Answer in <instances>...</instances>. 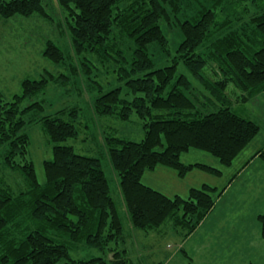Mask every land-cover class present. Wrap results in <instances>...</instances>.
I'll use <instances>...</instances> for the list:
<instances>
[{"label":"trees","instance_id":"1","mask_svg":"<svg viewBox=\"0 0 264 264\" xmlns=\"http://www.w3.org/2000/svg\"><path fill=\"white\" fill-rule=\"evenodd\" d=\"M56 1L78 62L70 64V73L90 75L111 66L123 84L95 98L94 113L120 120L135 114L143 122L140 142L103 138L120 179L129 225L149 234L172 221L176 233L190 236L224 190L217 195L216 188L204 184L191 188L186 199L170 198L145 185L142 177L158 165L174 169L180 177L194 168L221 175L206 164H184L182 154L205 152L229 167L258 136L260 127L232 107L203 114L192 97L203 88L232 105L237 91L242 93L236 101L264 93V0H202L197 12L183 19L180 15L191 0ZM16 15L51 19L43 0H0V20ZM164 27L180 33L174 55ZM154 52L171 64L156 68ZM43 55L59 65L69 57L51 40ZM180 64L199 86L178 73ZM54 81L59 76L51 73L37 80L26 78L12 102L0 91V264H133L100 159L64 144L78 139L84 129L78 109L40 117L52 144V159L43 163L45 181L38 179L29 157L25 116L43 112V106L20 105ZM255 156L264 161V146ZM258 220L264 239V215ZM80 246L99 249L110 259L75 260L70 250Z\"/></svg>","mask_w":264,"mask_h":264},{"label":"rangeland","instance_id":"2","mask_svg":"<svg viewBox=\"0 0 264 264\" xmlns=\"http://www.w3.org/2000/svg\"><path fill=\"white\" fill-rule=\"evenodd\" d=\"M199 1L202 0H191L180 17L183 19L194 15L200 7ZM43 3L51 18L49 20L38 15H16L8 21L0 20V91L6 102H12L15 95L21 94V84L26 78L37 80L42 76L49 77L50 73L59 76V81L50 82L42 93L24 100L20 105L25 108L34 102H40L43 106V112L34 115L28 113L25 116L28 121L25 130L31 137L29 157L34 162L39 181H45L44 161L52 159V144L45 134L40 117L55 115L61 110L69 113L78 109V120L83 124L79 126L84 129L78 139L64 144L73 146L78 154L100 159L128 237L127 248L133 264H249L248 261L264 264V239L261 229L259 234L260 223L257 226L255 220L256 230L252 228L253 216L250 213L252 209L260 208L257 212L261 210L263 213H258V216L264 214V161L260 158L252 159L254 153L264 146V93H257L246 101H242V98L236 101V97H240L242 93L236 90L233 99L231 98L233 104L230 105L203 88L196 89L198 99H192L197 110L206 114L221 106H230L238 114L254 121L260 127V132L229 167L222 166L217 158L205 152L191 150L182 154L181 161L184 164H206L219 169L221 175L194 168L180 177L177 171L162 165L145 172L142 182L170 198L178 195L186 199L191 188H200L204 184L216 188L214 194L217 195L226 190L218 197L212 211L188 237L182 236L180 232L176 233L172 221H168L157 232L144 234L133 231L124 208L120 179L110 164L103 138L114 136L140 142L144 138L143 122L135 114L129 120H120L116 117H100L94 113L92 106L95 98L102 92L121 88L123 84L117 80L114 67L111 66L99 67L98 71L92 68L94 73L90 75L83 72L76 75L70 73V64L78 62L72 56L65 15L56 0H43ZM164 31L170 40V52L174 55L181 40L180 33L175 28L164 27ZM48 40L56 43L69 56L66 64H55L44 57L43 51ZM154 60L156 68L171 64L169 59L157 52H154ZM178 73L191 77L182 64L178 66ZM61 74H65L68 79L61 77ZM96 81L101 85L100 88ZM193 81L195 86H199ZM229 90H234V87L231 86ZM31 118L36 120L29 122ZM63 118L70 120L68 115ZM233 225L237 230L235 228V231L231 229L227 232L226 228ZM256 232L261 243L258 249L251 251L246 248V251L241 252L240 245L249 237L255 238ZM229 236L231 237L226 242L225 239ZM70 254L75 260L98 257L110 259V255L87 246L72 248Z\"/></svg>","mask_w":264,"mask_h":264},{"label":"crops","instance_id":"3","mask_svg":"<svg viewBox=\"0 0 264 264\" xmlns=\"http://www.w3.org/2000/svg\"><path fill=\"white\" fill-rule=\"evenodd\" d=\"M262 147V146H261ZM258 151V150H257ZM256 151V152H257ZM244 152V151H243ZM256 152L254 153V155H253V157H252V159H255V158H257V159H259V157H257V156H255V154H256ZM241 155H242V153H241ZM249 164V163H248ZM245 168H247V167H245ZM244 169V168H243ZM226 190V189H225ZM225 190H224V192H225ZM223 195V194H222ZM220 198V197H219ZM218 198V199H219ZM218 201V200H217ZM258 209H260V208H254V209H252L251 210V215L253 216V219H252V228H256L255 227V220H257V223H256V225L258 226L259 225V220H258V213H260V214H262L263 212H260L261 210H259V212H257L258 211ZM259 214V215H260ZM264 215V214H263ZM259 227V234H260V225L258 226ZM235 228H236V230H237V227H235V225H233L232 227L231 226H228L227 228H226V230H227V232L229 231V230H234L235 231ZM225 230V231H226ZM256 230V229H255ZM224 231V232H225ZM230 237L231 236H229V237H226V239H225V241L227 242L229 239H230ZM261 243H260V239H259V237H258V233L256 232V234H255V238H251V237H249V238H247L246 239V241L244 240L243 241V243L240 245V248H241V252L242 251H246L247 249H249V250H251V251H256L257 249H258V246L260 245ZM262 245H263V247H264V241H262ZM247 248V249H246ZM249 263H251L250 261H248ZM247 262V263H248ZM246 263V262H245Z\"/></svg>","mask_w":264,"mask_h":264}]
</instances>
